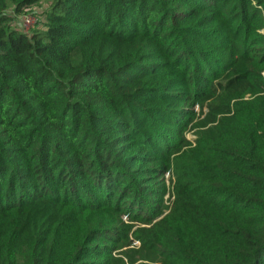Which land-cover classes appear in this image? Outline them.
<instances>
[{
	"label": "trees",
	"instance_id": "obj_1",
	"mask_svg": "<svg viewBox=\"0 0 264 264\" xmlns=\"http://www.w3.org/2000/svg\"><path fill=\"white\" fill-rule=\"evenodd\" d=\"M44 1L0 0V264H264V0Z\"/></svg>",
	"mask_w": 264,
	"mask_h": 264
},
{
	"label": "rangeland",
	"instance_id": "obj_2",
	"mask_svg": "<svg viewBox=\"0 0 264 264\" xmlns=\"http://www.w3.org/2000/svg\"><path fill=\"white\" fill-rule=\"evenodd\" d=\"M49 2H50V0H47V1H44L43 3H41V4L37 5V6H32V7H31V12H33V13L35 14L36 17L40 18L41 15H42V12H43V10H44V8L48 6ZM29 14H30V13H29ZM36 14H37V15H36ZM39 15H40V16H39ZM14 23L17 24V25H18V23H19V30L21 31V29H20V26H21L20 21L18 22V19H16V20L14 21ZM15 28H16V26H15ZM263 33H264V31H263ZM196 110H197V109H196ZM185 138H186L187 140H190V141L192 142L193 139H194V135H192L191 133H186V134H185ZM163 180H164V184H166V186L168 187V185H169V182H168V181H169V177H168V175H165V177H164ZM167 199H168V195H165L164 200H167ZM163 205L165 206L166 203H164ZM161 209L163 210V207H162Z\"/></svg>",
	"mask_w": 264,
	"mask_h": 264
},
{
	"label": "built area",
	"instance_id": "obj_3",
	"mask_svg": "<svg viewBox=\"0 0 264 264\" xmlns=\"http://www.w3.org/2000/svg\"><path fill=\"white\" fill-rule=\"evenodd\" d=\"M20 21L21 26L19 30V23L17 25L18 30L23 33V34H30L31 31L37 27L38 25V20L35 16H33L32 14L29 13H22V15H20L18 17V22Z\"/></svg>",
	"mask_w": 264,
	"mask_h": 264
}]
</instances>
